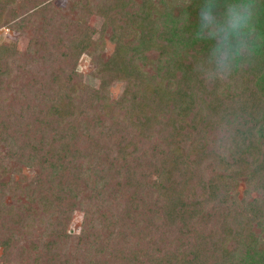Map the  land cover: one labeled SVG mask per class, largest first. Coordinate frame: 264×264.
<instances>
[{
    "label": "trees",
    "instance_id": "trees-1",
    "mask_svg": "<svg viewBox=\"0 0 264 264\" xmlns=\"http://www.w3.org/2000/svg\"><path fill=\"white\" fill-rule=\"evenodd\" d=\"M205 2L233 0H78L69 19L0 0V28L34 34L0 42V264H264V0L256 55L226 78L197 40ZM82 54L116 100L82 84Z\"/></svg>",
    "mask_w": 264,
    "mask_h": 264
},
{
    "label": "clouds",
    "instance_id": "clouds-1",
    "mask_svg": "<svg viewBox=\"0 0 264 264\" xmlns=\"http://www.w3.org/2000/svg\"><path fill=\"white\" fill-rule=\"evenodd\" d=\"M191 4V0L186 7ZM218 5L207 2L198 11L197 40L208 44L209 71L227 77L242 58L256 55L261 36L256 26V0H233L223 13L214 11ZM185 19L188 22V15ZM205 32L207 37H205Z\"/></svg>",
    "mask_w": 264,
    "mask_h": 264
},
{
    "label": "rangeland",
    "instance_id": "rangeland-1",
    "mask_svg": "<svg viewBox=\"0 0 264 264\" xmlns=\"http://www.w3.org/2000/svg\"><path fill=\"white\" fill-rule=\"evenodd\" d=\"M73 1L75 2L78 0H44L43 4L50 5L51 15H61L63 17L66 16L67 19H69V17H72L74 14L76 16L79 12V11L78 12L71 11V5L73 6ZM6 2L16 3L17 0H3V3ZM80 10L82 11V7ZM103 21H104V16L99 13H93L87 17L84 26L85 28L93 32V35L91 37L92 41H97L98 39H100L102 33ZM113 29L114 28L112 26L106 28L103 36L102 49L100 50L99 48V50H96V56H97L96 63L99 61L104 62L112 53L114 45L111 39L109 38V35H111V32L114 31ZM47 35L49 36V38L53 36L52 34L49 33H47ZM33 36H34L33 32L27 29L11 31L6 26L0 28V42L7 44L14 43L15 48L19 52H24L27 50L30 40H32ZM55 61L59 62V58L56 57ZM91 63H92V58L86 54H82L77 61L76 66L78 71H80L81 73L82 84L93 89H98L100 80H105L109 85V99L116 100L122 94L124 90V84L112 80L109 74L106 73H104V75L100 77L94 76L91 73L93 68ZM148 69L150 70L153 69V66H149ZM20 126L23 127L22 129H24L25 127L22 121H20ZM22 129L20 128V130ZM13 130L14 128L11 127V130L10 132H8L7 137L11 136V132ZM21 170H22V175H24V177H30V175L35 174V172L33 173L32 170H29L27 168ZM243 189H244V184L238 183L237 192L242 193ZM81 222H82V212L77 211L74 214V218L71 224L69 225L67 232L71 235H77L79 233ZM253 231L255 235H259L258 230L256 228H254ZM262 240L264 241V236H262Z\"/></svg>",
    "mask_w": 264,
    "mask_h": 264
}]
</instances>
